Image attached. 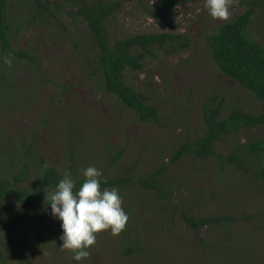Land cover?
I'll return each mask as SVG.
<instances>
[{
  "label": "rangeland",
  "instance_id": "obj_1",
  "mask_svg": "<svg viewBox=\"0 0 264 264\" xmlns=\"http://www.w3.org/2000/svg\"><path fill=\"white\" fill-rule=\"evenodd\" d=\"M141 7L137 0H123L121 8L110 19L109 31L118 35L187 31L192 41L188 50L180 55L158 56L149 61L143 71H130L127 75L130 82L148 93L153 92L152 100L160 105L161 119L158 122H141L123 105L111 99L106 101L90 85L91 81L85 76L79 60L80 57L93 56L77 49L70 39V36H81L85 48L92 43L86 21L79 17L75 20L65 18L64 27L48 18L49 21L37 23L20 33L16 44L36 55L35 61L41 65V73L30 70L28 61L29 65L20 66L15 71L12 86L0 82L1 89L12 92L4 94L10 96L6 98L10 102L0 100V146L7 161L21 157L28 150L26 145L35 142L32 156L41 154L47 163L68 172L72 162L70 148H76L73 147L76 144L77 162L81 165L84 162L80 168L83 175V170L96 161L95 156H88L101 154L111 146L124 149L116 171L119 168L127 169L130 174L150 172L162 159L170 158L172 147H176L180 140L200 131L198 126L202 123V106L206 101L212 98L220 101L219 98L229 96L222 104L225 113L234 102L246 109L264 111V104L258 102L251 92L222 74L209 57L203 39L211 26L243 11L244 6L238 0H233L230 5L227 19L212 18L204 7V0L182 2L174 10H163L158 17L151 16ZM9 10L11 13L20 11L19 0H10ZM68 27L69 31L66 30ZM252 29L264 41V9L255 15ZM69 122L81 132V135L74 136L78 144L70 138ZM250 131L249 134L256 137L264 133V127ZM246 139V136L242 137V140ZM235 140V135L230 134L216 147L219 152L226 151ZM169 171L183 179L180 187L185 189L186 195L197 189L224 192L215 197L208 194L206 200L194 209L195 212L216 214L232 209V214L239 219L231 225L232 233L224 237L214 236L218 230L210 227L205 228L200 236H193L184 227L181 231L174 229L178 232L175 238L166 230L156 228L146 241L154 252L161 253V264H225L222 259L233 254H239L235 261L237 264H251L249 256L264 264V215L255 216L253 221L240 218L257 212L259 205L264 210L262 180L235 168L225 171L221 177L215 163L194 156L176 161L170 165ZM25 182L30 181L27 179ZM122 201V206H125L123 198ZM139 202L135 197L133 203ZM18 210L23 213L21 217ZM1 212L16 222L11 233L5 230L1 234L9 242L5 246L7 264H144L142 255L134 253L127 257L120 254L122 243L128 241L122 231L118 235H113L110 229L96 233L98 241L87 249L89 257L77 262L72 259L71 250L61 247V221L51 217L50 209L39 211L35 220L29 218L27 209L20 206L16 210L3 207ZM244 249L249 250L247 257L242 254Z\"/></svg>",
  "mask_w": 264,
  "mask_h": 264
},
{
  "label": "trees",
  "instance_id": "obj_2",
  "mask_svg": "<svg viewBox=\"0 0 264 264\" xmlns=\"http://www.w3.org/2000/svg\"><path fill=\"white\" fill-rule=\"evenodd\" d=\"M122 1L19 0L21 10L11 13L10 0H0V82L6 86H12L11 79L15 71L24 65L31 64L30 70L41 73L42 67L37 60L35 61L36 55L16 46L20 33L37 23L49 21L48 18H53L66 27L65 18L75 20L79 17L88 24L92 43L85 48L82 46L81 36L77 38L70 36V39L72 38L77 49H83L88 55L93 56L79 59L85 76L91 81L90 85L92 84V87L106 101L111 99L118 102L141 122H158L161 119L160 105L152 100L153 92L148 93L142 87L130 82L127 75L130 71H143L147 63L159 58L158 56L168 58L180 55L190 47L191 37L187 31L164 30L123 35L112 33L109 31V22L121 8ZM137 1L140 2L143 11L158 17L163 10H174L182 2L198 0ZM238 1L244 6L243 11L229 20L211 26L205 31L203 39L206 42L209 57L222 74L240 84L251 92L258 102L264 104V41L252 31L255 15L264 9V0ZM66 30L69 31V27ZM28 61L29 64H27ZM44 78L46 79L43 76ZM0 91L2 93L0 100L7 101L6 98L9 95L4 94L12 92L1 88ZM224 99H229V96L219 98L220 101L218 98L206 101L202 106V123L198 126L201 128L200 131L180 140L176 147H172L170 158L162 159L158 167L150 172L130 174L127 169L119 168L116 171L124 149L109 146L101 154L88 156H95L96 161L93 166L102 172L101 189L114 187L124 199L125 206L122 207L128 215V221L122 232L128 241L122 243L121 255L129 257L136 253L143 256L144 264L160 263L161 253L154 252L146 241V237L152 235L156 228L166 230L174 238L178 235L174 229L181 231V227L186 228L193 236H200L202 231L209 227L218 230L213 234L216 237H224L232 233L231 225L235 219H239L232 214V209L216 214H201L194 210L206 200L208 194L215 197L224 192L219 189L214 191L197 189L186 195L185 189L180 187L183 179L180 176L175 177L174 171L173 173L169 171L170 165L176 161L185 156H194L209 163H215L219 167L221 177L224 176L225 171L235 168L264 182V133L256 137L249 134L252 132L251 129L264 127V111L246 109L238 102H234L225 113L222 108ZM160 103L163 104L162 101ZM69 124L72 131L71 139H74L76 134L81 135L74 123L69 122ZM230 134L236 137L232 147L219 152L216 145ZM243 136L247 139L242 140ZM74 141L77 144L79 142L75 139ZM34 145L35 142H30L26 145L27 152L17 159L11 158V162L5 159L0 146V260L2 264H7L8 254L5 246L9 242L7 238H2L1 234L5 230L11 233L12 228L16 226V222L13 223L10 217L3 216L2 208L7 207L10 210H16L18 206L26 208L29 218L35 220L39 211L50 209V205L46 203V192L54 190L65 173L47 163L43 155L32 156L31 151L35 150ZM73 147L76 148H70L72 162L68 172L76 179V187L79 188L85 179L80 174V168L84 162L82 165L77 162L76 144ZM167 173H170V176ZM27 179L30 182L26 183ZM250 179L254 181L253 178ZM135 197L140 200L139 203H133ZM259 203L261 204L262 201ZM17 212L20 217L23 215L22 211ZM259 215H264L260 205L257 212H250L246 217L243 215L240 218L253 221L254 217ZM59 228L62 229L61 223ZM205 243L210 242L205 241ZM247 253L249 250L244 249L242 254L247 257ZM237 255L239 254L227 256L222 259V262L237 264L235 262ZM249 257L251 264H259L255 258Z\"/></svg>",
  "mask_w": 264,
  "mask_h": 264
},
{
  "label": "clouds",
  "instance_id": "obj_3",
  "mask_svg": "<svg viewBox=\"0 0 264 264\" xmlns=\"http://www.w3.org/2000/svg\"><path fill=\"white\" fill-rule=\"evenodd\" d=\"M232 3L233 0H204V7L212 18L227 19ZM83 176L77 188L76 179L66 171L54 190L46 192L51 215L61 221V247L71 250L77 262L89 257L87 249L95 244L96 233L110 229L118 235L128 221L118 190L101 189V170L88 166Z\"/></svg>",
  "mask_w": 264,
  "mask_h": 264
}]
</instances>
